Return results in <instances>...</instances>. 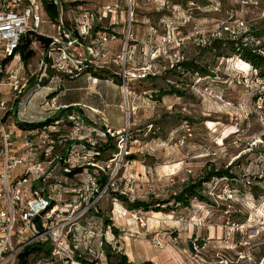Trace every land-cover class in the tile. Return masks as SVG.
I'll use <instances>...</instances> for the list:
<instances>
[{"label": "rangeland", "instance_id": "374dc122", "mask_svg": "<svg viewBox=\"0 0 264 264\" xmlns=\"http://www.w3.org/2000/svg\"><path fill=\"white\" fill-rule=\"evenodd\" d=\"M75 3L94 12L118 6L97 26L118 43L107 50L104 72L121 75L119 56L127 51L124 137L111 140L116 152L125 146L116 158V152L102 158H115V193L130 202H165L205 172L230 175L203 183L206 200L190 199L188 207L171 201L160 211L157 206L140 211L119 201L112 212L107 194L96 205L100 214L91 215L102 219L96 225L104 223L107 240L116 244L112 249L103 241L100 250L98 239L94 255L75 252V264H264V76L226 44L215 47L241 41L264 56V0H66L65 5ZM38 58L34 50L29 68H37ZM140 80L145 85L137 86ZM36 100L29 104L31 115ZM95 138L97 147L108 142Z\"/></svg>", "mask_w": 264, "mask_h": 264}, {"label": "built area", "instance_id": "2783aa9c", "mask_svg": "<svg viewBox=\"0 0 264 264\" xmlns=\"http://www.w3.org/2000/svg\"><path fill=\"white\" fill-rule=\"evenodd\" d=\"M44 1L0 0V264H75V252L84 249L94 255L98 239L100 250L104 242L112 249L116 244L107 240L105 230L88 225L91 212L99 213L96 205L107 194L112 212L124 196L115 193L113 163L125 144L118 146L114 159L99 160L95 137L123 138V130L97 128L66 108L46 110L48 96L38 117L27 105L35 90H49L43 86L46 81L60 84L63 78L106 69L107 45L114 36L97 26L118 6L94 12L81 5L66 7V0H47L57 8V17L51 19ZM39 37L48 38L47 45ZM21 47L39 52L37 68H29ZM126 55L124 48L119 58L125 94L130 81L124 70ZM129 115L127 110V121ZM137 221L143 227L142 219ZM29 249L33 251L21 259Z\"/></svg>", "mask_w": 264, "mask_h": 264}, {"label": "crops", "instance_id": "0c3cea01", "mask_svg": "<svg viewBox=\"0 0 264 264\" xmlns=\"http://www.w3.org/2000/svg\"><path fill=\"white\" fill-rule=\"evenodd\" d=\"M116 47H118L117 41H109L107 50L111 52ZM99 71H102L106 77L100 78L93 73H89L90 75L81 74L73 79L63 78L60 84L46 81L43 86L49 87V90H35L36 92L31 93L30 103H33L35 98H39L33 104L36 113L32 116L38 117L40 115V105L43 103L44 98L48 96L46 110L60 108L64 111L66 108L65 111L80 113L88 122L97 124V128L107 126L114 131H121L124 128L125 120L123 119L124 95L120 86L121 76L113 70H105V72L98 70L96 72ZM114 79H117V82ZM137 84V86L145 85V81L140 80ZM131 86H135L133 81ZM27 107L29 110V105ZM97 219L100 220L101 218L91 215L88 226L97 231L98 229L104 230V223L99 222L100 226L96 225L95 220ZM95 243L96 241H94ZM125 246V249H128L129 242Z\"/></svg>", "mask_w": 264, "mask_h": 264}, {"label": "trees", "instance_id": "16d2710c", "mask_svg": "<svg viewBox=\"0 0 264 264\" xmlns=\"http://www.w3.org/2000/svg\"><path fill=\"white\" fill-rule=\"evenodd\" d=\"M188 1H193V0H184V2H188ZM44 10L45 13L51 18L54 19L55 17H57V8L53 5H51L50 3L46 1H44ZM73 6H77L76 3L75 4H71ZM40 40L41 43L46 44L49 42V39L47 38H43V37H39L38 38ZM226 47H229V50H231V53L233 55H238L245 63L247 62L249 65H251V67L254 70H257L259 72V76H264V56L260 55L258 50L259 48H255L253 46H249L248 44H243L241 43V41H230V42H226L223 43L221 41V43L218 44L217 49H219L221 46L225 45ZM225 48V47H224ZM24 47H21V50H24ZM33 52H28L23 56V60L28 62V60L30 58H32ZM188 64L182 63L181 65H179V68L181 69H185V67H187ZM193 69L194 72H196L197 74H204V75H210V73H207L208 71H204L201 67H197L194 65H190ZM95 76L103 78L106 77L102 71L99 72H94L93 73ZM117 82V79H114ZM44 85V84H43ZM112 139H109V141L107 142V144L105 145H101L98 146L97 149L98 151H100V156H97V159L102 160V158L107 154V153H111V152H116V147L115 144L111 143ZM79 170H74L73 174L78 173ZM221 177H230L229 172L226 170H212V171H208L203 173V175L201 177H199V179L195 182V180H191L190 182L186 183L185 185L182 186V188L180 189V191L178 193H175V195L173 196L172 200H168L165 202H145V201H134V202H130L128 199H126L124 196H119V201L123 202L125 204V206L127 207V209L130 210H140V211H149V209L153 206H157L156 210L160 211L159 207L161 205H168L171 201H174L176 204H182L184 207H188L189 206V200L190 199H199L200 201H204L206 199L203 198L202 194H200V189L203 186V183L209 182L210 180H212L213 178H221ZM104 181V180H102ZM99 214V213H98ZM105 221V220H104ZM39 250H43V247H39ZM37 250V249H36ZM32 249L26 250L24 253H22V255L20 256L21 259H23L24 257H26L30 252H32ZM111 256V252L106 251L105 257L107 259H109ZM125 258V257H123ZM83 261V260H81Z\"/></svg>", "mask_w": 264, "mask_h": 264}, {"label": "water", "instance_id": "95a60500", "mask_svg": "<svg viewBox=\"0 0 264 264\" xmlns=\"http://www.w3.org/2000/svg\"><path fill=\"white\" fill-rule=\"evenodd\" d=\"M188 247H189V250L193 251V248H192V242L189 241V243H188Z\"/></svg>", "mask_w": 264, "mask_h": 264}, {"label": "bare ground", "instance_id": "6f19581e", "mask_svg": "<svg viewBox=\"0 0 264 264\" xmlns=\"http://www.w3.org/2000/svg\"><path fill=\"white\" fill-rule=\"evenodd\" d=\"M125 100H127V97H126V99ZM129 121V120H128Z\"/></svg>", "mask_w": 264, "mask_h": 264}]
</instances>
